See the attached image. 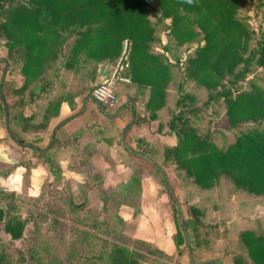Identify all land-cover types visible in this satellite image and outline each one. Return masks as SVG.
<instances>
[{
	"label": "trees",
	"instance_id": "obj_1",
	"mask_svg": "<svg viewBox=\"0 0 264 264\" xmlns=\"http://www.w3.org/2000/svg\"><path fill=\"white\" fill-rule=\"evenodd\" d=\"M151 6L150 0H0V36H4L7 53L18 62L22 75L21 85L14 88L18 96L16 103L12 109L7 104L10 124L26 131L25 123L33 117L26 116V110L51 84L47 73L60 56L62 65L67 68L90 59L114 62L124 38L133 42L129 70L132 78L143 71L144 84L151 87L148 107L153 110L161 106L162 100L165 103L171 67L167 61L163 63L164 55L152 50L156 37L149 17ZM241 6L242 0H192L191 4L186 0H156V7L152 6L159 9L160 19L169 18V32L177 45L203 41L194 55L186 59L184 76L207 89L222 86L223 80L231 77L235 94L232 95L230 87L218 92L225 101L230 127L264 120V88L252 86L240 90L235 83L238 77L243 78L251 61L264 69V33L256 47L249 49L250 29L237 15ZM64 46L69 47L67 53H63ZM239 64L243 66L236 71ZM212 98L209 94L208 101ZM60 102L61 99L49 102L46 112L51 113V108L57 110ZM179 106L180 110L172 113L167 122L177 143L162 150L163 162L171 161L201 189L213 188L224 177L239 190L264 196V129L241 132L226 148L219 147L210 134L199 133L185 115L194 114L195 108L187 110L181 100ZM0 110L3 113L1 99ZM11 131L24 142L21 131L15 128ZM31 151L58 181L62 174L60 164L48 151ZM97 175L101 177L100 173ZM135 176L126 185L129 192L138 189ZM170 201L178 227L173 239L181 255L185 238L178 222L177 206L173 199ZM18 202L17 193L0 188V264H44L31 248H18L15 253L10 250L14 242L26 240L30 223L29 217L19 215ZM190 211L191 217L184 218V224L187 230H195L199 211L194 207ZM3 233L8 238H4ZM240 240L250 246L249 256L255 263L264 262V234L245 230L240 233ZM148 245L140 239L134 240L132 245L114 242L108 251L98 256L105 260L104 264H139L147 256L156 258L155 254L161 253L160 249L143 248ZM194 248L191 245V249Z\"/></svg>",
	"mask_w": 264,
	"mask_h": 264
},
{
	"label": "rangeland",
	"instance_id": "obj_2",
	"mask_svg": "<svg viewBox=\"0 0 264 264\" xmlns=\"http://www.w3.org/2000/svg\"><path fill=\"white\" fill-rule=\"evenodd\" d=\"M150 1L152 6L156 7V0ZM152 6L149 8V17L154 26L156 37L152 42V50L155 53L158 52L164 55L165 60L171 67L170 71H174L175 77L169 84L171 110L167 113L166 118H170L172 113H177L180 110L179 101H183L187 110L194 108L196 110L194 114L189 112L185 114L190 119L191 124L196 127L199 133L210 134L216 145L223 148L233 143L241 132L251 129H264V120L258 122L248 121L240 123L236 127H230L225 113V101L218 92L230 87L232 95L235 94V85L230 83L231 77L225 78L222 86L218 85L214 89H207L184 76L183 67L186 59L194 55L197 46L202 45L203 41L193 40L177 45L169 32V18L160 19L159 9L152 8ZM237 15L242 18L250 29L251 36L248 41V48L256 47L257 42L261 40L264 33V0H242V6L237 11ZM4 41V36H0V58L5 57L9 62L3 93L6 102L9 103L12 109L13 104L17 101L15 98L17 93L14 92V88L19 83V66L18 62H15L14 58L7 53ZM3 66L4 63L0 62V75ZM242 66L243 64H239L236 71ZM235 83L240 90H248L252 86L264 88V69L259 67L255 61H251L243 78L238 77ZM24 94L27 97L28 92L26 91ZM209 94L213 98L208 101ZM0 125H4L1 110ZM165 131L169 132L168 126L165 127ZM21 132L22 136L20 137L23 138L24 142L32 143L34 141L35 134L29 135V131ZM48 137L46 135L45 139L47 140ZM4 141L7 145L6 152L11 161L16 155L21 157L23 162L29 161L27 165H32L30 163V157L34 155L31 153L32 149L23 148L24 146L19 149L20 145L10 137L7 131ZM45 144L43 143L41 146L45 147ZM94 148H97V146L91 147L89 145L85 147V150L82 148L83 151L80 154L70 153L74 157L75 164L74 162L71 163L69 168L75 167L79 170L84 168L86 170L85 175H80V177L61 174L60 179L57 181L52 175L43 174L42 169L32 173L28 167L17 169L18 173L15 177L12 176L9 181L11 183L16 182L18 186L16 193L18 203H20L19 215L24 218L25 216L29 217L30 223L25 236L26 240L14 242V245L10 248L11 252L15 253L18 248L22 250L31 248L34 250L33 254L40 257L44 264L106 263L98 255L108 251L112 243L125 242L132 245L133 241L136 240L129 233L131 231L133 233L138 226L136 215L141 212L139 209L141 201L139 188H141L145 176H148L151 183L149 185H153L156 191L151 190L152 192L148 194L149 200L144 197V201L154 202L158 211L157 218L159 219L156 220L154 230L150 229L149 223L145 221L139 233H143V237L149 238L151 234L148 230H152V232L159 235L163 234V236L166 235V232L169 233L172 230L175 232L171 237L175 236L178 227L170 201L172 197L170 194L169 197L163 176L157 171L158 169L155 167L156 170L154 166H151L150 170H144L140 164L133 163L132 169L136 172L126 180L111 178L109 175L104 177L102 174L99 178L97 174L100 172L96 171V166L91 161L93 155L89 153ZM13 149H18V152ZM19 151H21V154ZM84 151L86 153H83ZM55 155L53 154L51 157L56 161ZM102 156L105 157V155ZM78 161H80V164H78ZM114 162L118 163L115 159ZM112 163L110 161V164ZM161 164L167 173L176 197L181 203L183 218L191 217V207L199 211L198 220L195 223L196 229L191 228L188 230L190 246L197 247V250L195 249L196 253L200 255L202 254L198 251V243L199 247L205 248V253H209L210 256H215L213 253H220L222 243L209 240L216 239V236L221 233H227V231H223L221 227H218L220 221L223 220L221 216L225 215L226 218V216L229 217L231 212H236L234 207H237L239 202L240 205L247 204V201L253 204L252 201H255V199H253L252 194L241 190L244 196L239 195L240 190L236 189L224 177H221L213 188L201 189L194 185L184 175V172L177 169L171 161H165ZM0 166L6 167L8 164L2 163ZM39 167L41 168L40 165ZM134 174H136V178L138 177V186H136L138 189L129 192L128 189L130 188L126 185H128L131 178H134ZM6 181L9 183L8 179H5L4 183H7ZM0 188L8 189L11 187L8 184H0ZM161 195H164V197H161ZM166 201L167 204H165ZM258 201L264 206V199H258L255 202ZM229 204L233 206L231 209H222L224 206L229 207ZM123 205H126L132 213L134 212L131 218L128 217L129 222L124 220L127 218L124 217L123 219L119 216L123 214ZM168 220L171 222L170 228L168 227ZM2 235L4 238H8V235L4 233ZM172 240L174 242V239ZM243 244L244 250L249 255L250 246ZM181 247L183 248L184 245L182 244ZM143 248L159 249L152 243ZM205 253L203 258L206 257L204 256ZM155 256L156 258L147 256L139 264H191L186 244L181 255L178 254L176 248L173 254L169 255L161 250V253H156ZM193 259L195 260L194 257Z\"/></svg>",
	"mask_w": 264,
	"mask_h": 264
},
{
	"label": "crops",
	"instance_id": "obj_3",
	"mask_svg": "<svg viewBox=\"0 0 264 264\" xmlns=\"http://www.w3.org/2000/svg\"><path fill=\"white\" fill-rule=\"evenodd\" d=\"M64 47L63 53H67L69 47ZM153 52L155 53V51ZM62 58L63 57L60 56L53 68L48 70L47 78L50 80L51 84H49L39 98L32 104L30 103L31 107L26 110V116L33 115L32 119L29 120L28 123H25L26 131H29V135L32 133L36 135L31 144L40 148L43 147L41 146L43 143L47 145L55 127L63 120L69 118V120L58 127L53 140L54 144L52 143L51 147L47 150L51 156L56 154V161L60 164L63 175L70 174L69 176L75 177L85 175L86 170H84V168H80V170L75 167L69 168L71 163L74 162L75 164L74 157L71 156L70 153L80 154L85 150V147L89 145L99 148H94L93 151L89 153L93 155L91 161L94 162L93 164L96 166V171L100 172V175L102 174L104 177L109 175L111 178H122L126 180L132 176L135 171L132 169L133 163L140 164L141 168L144 170H150V167L154 166L153 164L134 155L124 147L123 135L126 136L127 143L132 149L147 155L159 164L163 163L161 158L162 149L174 146L177 143L175 134L165 131L167 120H169V118H166V115L171 110L169 101V92L171 89L169 88V84L175 78L174 71H171L172 78L165 90V103L162 100L161 106L155 107L153 110L149 108L147 104L151 95V87L149 84H144L145 74L141 73L143 72L141 71L138 77L133 76L132 78V73L130 71L129 75L131 76V82L121 84L117 87V109L107 112L112 114L119 109L120 111L115 116L109 117L101 111L96 101L91 99V90L92 87L102 80L105 70L113 62H109L108 60L94 61L90 59L85 61L84 64L67 68L62 65ZM162 60L163 63L166 62L165 58ZM18 72L19 83L16 88L22 83V75L19 68ZM21 97H23V95H21ZM15 98L17 100L18 96L16 95ZM24 98H26L25 94ZM59 99H61V102L57 110L51 108V113L46 112L49 102L52 103ZM160 101L161 100L158 99L157 103L159 104ZM7 104L9 105V103ZM47 115H49V117L46 119ZM133 115L134 120L131 124ZM10 127L21 131L20 128L15 125L13 126L12 123ZM5 134V125H0V165L2 163L8 164L6 167L0 166V184H8L11 188L4 189L16 193L18 188L17 183H11L9 180L12 176L15 177L19 169L28 167L31 173L33 171H38V169H42V173H46V175L49 174V172L44 164L37 157H34L35 155L30 157V163L32 165H27L29 161L23 162L21 157L16 155L11 161V158L6 152L7 145L4 141ZM46 135L49 136L47 140L45 139ZM22 147L23 146L20 145L19 149ZM82 148L83 150H81ZM13 150L18 152V149ZM19 152L21 154V151ZM83 153H86V151ZM89 153L87 152V154ZM102 155H105V157ZM114 159L117 160L118 163H115ZM110 161L113 163L110 164ZM79 162L80 161H78V164H80ZM5 179H8L9 183L7 181V183H4ZM144 179L139 189L141 193L139 209L141 212L136 215L138 226L133 233L131 230H128L131 231L129 234L135 239L155 244L157 248L166 254H173L176 247L171 236L175 231L171 230L169 233L166 232L165 236L152 232V230L155 229L156 220L159 219L157 218L158 211L154 202L149 203L144 201V197H147V200H149L148 194L152 192L151 190L156 191V188L153 185H149L151 183L148 180V176H145ZM238 194L243 195V192L241 193L240 190ZM161 197H164V195H161ZM252 197L255 201L264 199V196L252 195ZM255 201H252L254 202L253 204L247 201L248 203H245V205H240L239 202L237 203V207H234L236 212H231L229 217L226 216V218L225 215L221 216L223 220L220 221L218 227H221L223 231H227V233H221L216 236V239L209 240L211 242L222 243L221 252L218 254L213 253L215 256H210L209 253H205V248L198 247V251L202 254L200 255L196 253L197 247L192 245V247H195L192 251V255L195 258L194 261L209 262L219 259L223 264H264V262L254 263L244 250V244L240 240V233L245 230L253 231L258 235L264 234V206H262L259 201ZM165 204H167V201ZM165 204L162 205L164 206ZM125 206L126 205H123V214L119 216L123 217V219L124 217L127 218L124 220L128 221V217L131 218L134 212L132 213L127 209V206ZM231 207H233L232 204H229V207L226 208V206H224L222 209L227 210L231 209ZM145 221L149 223V227L152 229L151 231L148 230L151 234L149 238L143 237V233H139ZM168 222V227L170 228L171 222L169 220ZM204 253L206 254L204 255L206 256L205 258H203Z\"/></svg>",
	"mask_w": 264,
	"mask_h": 264
},
{
	"label": "water",
	"instance_id": "obj_4",
	"mask_svg": "<svg viewBox=\"0 0 264 264\" xmlns=\"http://www.w3.org/2000/svg\"><path fill=\"white\" fill-rule=\"evenodd\" d=\"M0 62L4 63V66H3V69H2V72H1V75H0V99L2 101V106H3V121H4V125H5V128H6V131L8 132L10 137H12V139L16 143L21 145V146L28 147V148H30L32 150H35V151H38L40 153L47 151L51 147V145L53 143L56 130L58 129V127L60 125L64 124L67 120H69V118L63 120L58 126L55 127V129L52 131V135H51V139H50L49 143L43 148L37 147V146H35V145L31 144V143L20 142L17 138H15L13 136V134H12L11 127H10V124H9L8 107H7V102L5 100L4 93H3V83H4V80H5V76H6V73H7L8 66H9V62H8V60L5 57H1L0 58ZM105 72H106V70H105ZM91 99L93 101H96L93 97H91ZM96 103L100 107L101 111L105 115H107L109 117L110 116H115L120 111V109H119L115 113L111 114V113L105 111L103 109V107L100 105V103H98L97 101H96ZM133 120H134V115H133V119L131 121V124L133 123ZM123 145H124V147L127 150H129L134 155H137V156L149 161L151 164H153L160 171L161 175L163 176L166 188H167L169 194L171 195V197H172L173 201L175 202V204L177 206V209H178V219H179V222H180V227L182 229V233H183L184 238H185V244H186L187 254H188L190 263L191 264H212V263L213 264H223V262L221 260H219V259H215V260L209 261V262H197V261H194L193 255H192L191 246H190V238H189V235H188V230H187V228L185 227V224H184L182 206H181L180 201L178 200V198L176 197V195L174 193V190H173V188H172V186L170 184V181L168 179L167 173L165 172L163 167L159 163H157L155 160H153L152 158L148 157L147 155H145V154H143L141 152H138V151L132 149L130 147V145L127 143L125 135H123Z\"/></svg>",
	"mask_w": 264,
	"mask_h": 264
},
{
	"label": "built area",
	"instance_id": "obj_5",
	"mask_svg": "<svg viewBox=\"0 0 264 264\" xmlns=\"http://www.w3.org/2000/svg\"><path fill=\"white\" fill-rule=\"evenodd\" d=\"M132 49V40L124 38L118 57L107 67L102 80L91 90L92 97L106 111L116 110L118 107L117 87L131 82L129 70L131 67Z\"/></svg>",
	"mask_w": 264,
	"mask_h": 264
},
{
	"label": "clouds",
	"instance_id": "obj_6",
	"mask_svg": "<svg viewBox=\"0 0 264 264\" xmlns=\"http://www.w3.org/2000/svg\"><path fill=\"white\" fill-rule=\"evenodd\" d=\"M187 3L191 4L192 3V0H186Z\"/></svg>",
	"mask_w": 264,
	"mask_h": 264
}]
</instances>
